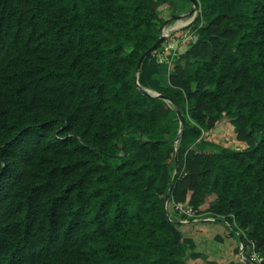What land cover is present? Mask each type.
I'll return each mask as SVG.
<instances>
[{"label": "trees", "instance_id": "obj_1", "mask_svg": "<svg viewBox=\"0 0 264 264\" xmlns=\"http://www.w3.org/2000/svg\"><path fill=\"white\" fill-rule=\"evenodd\" d=\"M196 1L184 66L135 84L166 1L0 0V264H217L168 202L264 264V0Z\"/></svg>", "mask_w": 264, "mask_h": 264}, {"label": "rangeland", "instance_id": "obj_2", "mask_svg": "<svg viewBox=\"0 0 264 264\" xmlns=\"http://www.w3.org/2000/svg\"><path fill=\"white\" fill-rule=\"evenodd\" d=\"M176 3L179 4L178 0H174ZM185 1L186 0H182ZM164 14V12H162ZM167 15V14H165ZM195 15V14H194ZM165 75V74H164ZM163 75V76H164ZM203 138L205 141H209L214 143L217 148L227 147L234 150H242L245 149V145L236 139V133L234 130V126L229 123H226L225 126H221L218 129L214 131H206L203 132ZM197 144V143H196ZM194 145L193 148H196L197 150H201V148L204 147ZM214 199L210 198L207 202V204L203 205L202 208H207L210 205H213ZM171 202H168L166 205V209L170 215L174 219L175 222H179L178 227L180 232H182V235L185 237H188L190 235V232L193 233L194 227H199L198 230L201 232V228H206V223L202 221H191L189 220L191 217H195V213L191 211L190 213H187V210L190 208L189 206H183L180 210L179 208H175L172 206ZM177 207V206H176ZM175 212H177L175 214ZM180 215H185L187 219H181ZM177 219V220H176ZM195 220H198L196 218ZM221 227H218L216 230L213 231H207L205 232V235L207 238H212L209 241H206V245H209L210 247L206 246L201 247L200 252L202 253H210L208 256L211 260H214L217 264H228L229 262H242L244 264L249 263V257L251 253V250L247 248L244 252L240 247V242L238 241L236 233L232 232V229L224 222H221ZM207 229V228H206ZM217 238V239H215ZM219 238V239H218ZM215 246L218 248L216 250ZM239 248L238 252L236 251ZM215 249V250H214ZM192 261H190L191 263Z\"/></svg>", "mask_w": 264, "mask_h": 264}, {"label": "crops", "instance_id": "obj_3", "mask_svg": "<svg viewBox=\"0 0 264 264\" xmlns=\"http://www.w3.org/2000/svg\"><path fill=\"white\" fill-rule=\"evenodd\" d=\"M166 1V6H164V14L162 13V17L167 20V22L163 26V32L162 34L165 36V41L161 45L160 49L157 51V56L162 57V61L160 62V69H159V78L162 79V81H167L169 75L172 72V69L174 66H184V60L181 59L182 51H179L176 55L170 56L166 55L164 53V45L172 36H179L183 33V30L186 29L189 24L192 22L194 18V14H190L192 10V3L188 4L185 1L178 0L179 4L176 3L174 0H164ZM167 14V15H165ZM165 74V75H164ZM164 75V76H163ZM227 123L226 120H221L216 124V127L212 129L211 131H214L218 129L221 126H225ZM208 131V130H206ZM245 148V147H244ZM173 206V205H172ZM177 212H175L176 214ZM205 222L206 228H201V232L198 230L199 227L193 228V233L190 232L189 238L193 239L195 242L197 249H200V246L203 247H210L209 245H206V241L211 240L212 238H207L205 235V232L207 231H213L216 230L218 227H221V222L218 221H211L210 219L205 220H197ZM217 239V238H215ZM219 239V238H218ZM216 250L218 249L215 246ZM215 250V249H214ZM201 251V250H199ZM207 256L210 253H204ZM209 257V256H208Z\"/></svg>", "mask_w": 264, "mask_h": 264}, {"label": "built area", "instance_id": "obj_4", "mask_svg": "<svg viewBox=\"0 0 264 264\" xmlns=\"http://www.w3.org/2000/svg\"><path fill=\"white\" fill-rule=\"evenodd\" d=\"M194 39V32H192L190 29H186L183 31L182 34L179 36H172L169 38V40L166 42L164 47V53L166 55L174 56L179 51L184 50L190 42ZM162 61V57H159V62ZM178 208L181 210L182 206L178 205ZM191 209L189 208L187 210V213H190ZM252 259L257 260L258 262L261 260L260 258H257L255 255L252 256Z\"/></svg>", "mask_w": 264, "mask_h": 264}, {"label": "water", "instance_id": "obj_5", "mask_svg": "<svg viewBox=\"0 0 264 264\" xmlns=\"http://www.w3.org/2000/svg\"><path fill=\"white\" fill-rule=\"evenodd\" d=\"M190 2L192 3V10H191V12H190V14H192L194 11H196L198 8H199V6H198V3H197V1L196 0H190ZM167 22V20L165 21V23ZM159 33H160V36H159V38H158V40L153 44V46L152 47H150L142 56H141V58H140V60H139V63H138V66H137V70H136V73H135V84H137V72H138V70H139V68H140V66H141V63H142V61L144 60V58L148 55V54H150L151 52H153L159 45H161L164 41H165V36L162 34V32H163V26H161V27H159ZM146 94H149V93H146ZM156 97H158V98H160V99H165L163 96H160V95H156ZM177 115H178V119H179V122L182 124V125H184V120H183V117H182V115H181V113H180V111H177ZM177 140V139H176ZM175 140V141H176ZM174 176H173V178H172V181H171V184H170V188L172 187V185H173V183H174ZM167 196H166V198H165V201H167Z\"/></svg>", "mask_w": 264, "mask_h": 264}, {"label": "clouds", "instance_id": "obj_6", "mask_svg": "<svg viewBox=\"0 0 264 264\" xmlns=\"http://www.w3.org/2000/svg\"><path fill=\"white\" fill-rule=\"evenodd\" d=\"M196 12H197V11H194L193 14H194V13L196 14ZM186 29H189V28L187 27ZM186 29H184L183 31H185ZM163 43H164V42H163ZM163 43H162V44H163ZM162 44H161V45H162ZM165 44H166V43H165ZM164 47H165V45H164ZM185 49H186V48H185ZM185 49H184V50H185ZM184 50H182V53H183ZM157 57H158V56H157ZM158 60H159V57H158ZM159 63H160V62H159ZM227 123H228V122H227ZM203 132H204V131H203ZM173 206H174L176 209L178 208V205H177V207H176L175 205H173ZM179 206H182V207H183V205H179ZM190 209H191V208H190ZM191 211H192V210H191ZM192 218H194V219H193L194 221H197V220H195V218H198V216H195V217H192ZM207 219H209V218H207ZM193 220H192V221H193ZM198 220H205V219H198ZM210 220H211V221H216V220H213V219H210ZM240 247H241L240 250H242L243 252H244L247 248H249V249L251 250V253H252L253 255H255L257 258H260V259L262 260V258L259 257L258 255H256V253L253 251V247H246V248H244L242 244H240ZM238 250H239V248H238ZM261 260H260L259 262H261ZM250 261L258 262L257 260L252 259V255H251V254H250V257H249V263H247V264H251ZM259 262H258V263H259Z\"/></svg>", "mask_w": 264, "mask_h": 264}]
</instances>
